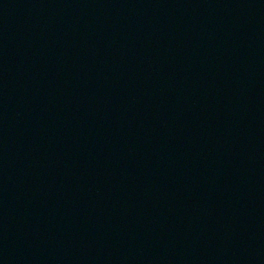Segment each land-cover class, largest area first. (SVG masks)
<instances>
[{
    "label": "water",
    "instance_id": "95a60500",
    "mask_svg": "<svg viewBox=\"0 0 264 264\" xmlns=\"http://www.w3.org/2000/svg\"><path fill=\"white\" fill-rule=\"evenodd\" d=\"M0 264H264V0H0Z\"/></svg>",
    "mask_w": 264,
    "mask_h": 264
}]
</instances>
